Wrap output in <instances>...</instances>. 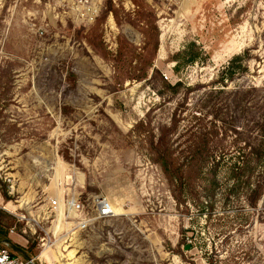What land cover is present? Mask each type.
<instances>
[{
	"label": "rangeland",
	"instance_id": "rangeland-1",
	"mask_svg": "<svg viewBox=\"0 0 264 264\" xmlns=\"http://www.w3.org/2000/svg\"><path fill=\"white\" fill-rule=\"evenodd\" d=\"M263 112L264 0H0V241L35 264H264V194L227 170ZM72 194L116 214L78 224Z\"/></svg>",
	"mask_w": 264,
	"mask_h": 264
},
{
	"label": "trees",
	"instance_id": "trees-1",
	"mask_svg": "<svg viewBox=\"0 0 264 264\" xmlns=\"http://www.w3.org/2000/svg\"><path fill=\"white\" fill-rule=\"evenodd\" d=\"M244 58L245 55L235 56L232 62L223 69V72L225 73L222 77L223 80H230L234 76V73L236 72L235 66H233L235 61L242 62ZM189 60H194V57H191ZM251 128L255 133L254 137L246 143L247 146L243 148L241 147L238 151L230 154L228 158L229 162H227L229 163L227 165V170L229 172V177L233 179V184L230 189L233 192L242 189L245 190L244 192L247 194L246 198L248 204L257 208V204L264 194V112L262 114L255 115ZM161 154H164V150H160V155ZM220 160L223 161L224 157H220L219 161ZM160 165L168 180L172 182L173 175L169 165L165 161H160ZM12 251L17 256H21L23 258L28 257L21 254L17 250Z\"/></svg>",
	"mask_w": 264,
	"mask_h": 264
},
{
	"label": "built area",
	"instance_id": "built-area-1",
	"mask_svg": "<svg viewBox=\"0 0 264 264\" xmlns=\"http://www.w3.org/2000/svg\"><path fill=\"white\" fill-rule=\"evenodd\" d=\"M67 195L66 199H62L66 210L74 214L78 218V224H82L91 214L89 219H106L116 214L114 202L104 195ZM61 200L58 197L51 198V207L57 209ZM84 226L88 223L83 222ZM0 264H35L34 257L22 258L13 253V251L0 241Z\"/></svg>",
	"mask_w": 264,
	"mask_h": 264
}]
</instances>
